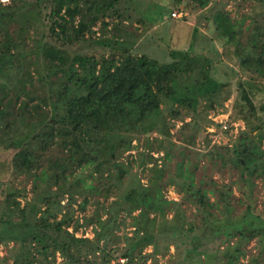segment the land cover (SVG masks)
Instances as JSON below:
<instances>
[{"label":"trees","instance_id":"trees-1","mask_svg":"<svg viewBox=\"0 0 264 264\" xmlns=\"http://www.w3.org/2000/svg\"><path fill=\"white\" fill-rule=\"evenodd\" d=\"M192 1L200 8L210 2ZM7 2L0 1V78L8 81L5 86L0 84L4 93L0 95V150L13 156L9 162L4 157L0 168L7 161L14 173L31 175L34 188L38 180L46 186L23 205L15 198L26 197L22 190L7 191L18 210L13 215L18 217L13 219V206L8 207L11 212L0 215V241L14 242L0 256V264H111L118 256L127 259L125 264H133L136 257L154 261L159 254H168L175 264H194L201 255L210 264H217L218 259L223 264H238L240 257H247L252 240L259 253H264V219L241 197L252 196L255 178L264 179V122L246 89L255 86L256 79L264 80V27H254L241 42L242 27L227 12L218 10L213 16L217 34L236 45L239 65L249 73V79L237 81L240 95L233 106L245 128L234 144L221 146L211 144L206 126H221L209 111L224 107L230 86L212 74L210 57L189 49H171V60L159 62L144 54L134 56L127 48L121 49L120 56L70 51L85 33L93 32L96 22L106 25L103 18L118 16V0ZM44 7L50 8L46 15L53 42L34 37L27 48L25 37L31 31L38 33ZM34 77L49 91V99L41 96L30 105L32 91L27 84L33 86ZM12 100L19 111L12 121L5 120L6 115L12 116L8 107ZM172 120L182 121L181 143L159 136L164 121L172 127ZM152 133L159 136L155 140L157 152H163L162 162L146 154L151 164L145 165L150 170L148 183L137 179L123 199L108 202L113 183H107L105 177L109 179L113 169L119 179L125 173L122 163L112 161V154L118 157L137 146L133 140ZM197 136L204 141L202 152L195 147ZM148 143L145 146L151 148ZM52 146L61 155L43 164V156ZM75 168H93L98 178L88 174V178L72 179ZM224 168L235 177L228 183L211 176L212 171ZM233 184L240 195H234ZM172 185L180 201L164 197V188ZM96 195L104 200H96L95 213L79 223L73 217L72 204L81 197L78 207L84 210L89 196ZM65 196L67 201L62 204ZM168 203L177 209L188 204L190 213L180 208L174 212L176 224L157 227L150 222L149 212L160 217ZM238 206L244 208L236 213ZM118 209L127 215L138 211L135 235L119 253L120 236L114 230ZM149 222L155 229L152 232L147 228ZM84 224L93 226L92 237L76 234ZM149 245L151 251L142 254V248Z\"/></svg>","mask_w":264,"mask_h":264},{"label":"rangeland","instance_id":"rangeland-1","mask_svg":"<svg viewBox=\"0 0 264 264\" xmlns=\"http://www.w3.org/2000/svg\"><path fill=\"white\" fill-rule=\"evenodd\" d=\"M116 6L119 13L118 16L109 15L103 18L106 21V25H103L101 21L96 22L92 27L93 32L90 34L85 33V38L81 39L76 47H69L70 51L77 50L94 54L97 57L101 54L109 55L111 53L120 56L121 49L127 48L134 56L144 54L159 62L171 60L169 55L171 49H189L193 54L207 55L212 62V74L218 80L230 86V96L224 102V107L218 108L216 111H209L210 116H214V120L220 123L221 126H206L207 136L211 140V144L214 143L221 146L234 144L236 138L239 137L245 128L244 121L236 117L235 110L233 109L234 103L236 100H239L240 95V91L236 90V84L238 80L249 79V73L241 69L239 65L237 55L239 53L235 52L236 45L232 42H227L223 36L217 34L212 22L213 16L218 10L227 12L230 18L242 27L241 42H244L254 27H264V0H210L209 4L203 8L198 7L192 0H118ZM49 9V7H44L40 11L41 21L38 23V33L34 34L30 30V36L25 37L27 48L32 46L34 37H42L41 39L44 41L53 42L49 31L50 18L46 15ZM173 12H176L177 16H173ZM7 82L6 79L0 78L1 85L5 86ZM253 84L255 86L247 87L246 89H249V94L257 107L258 113L263 117L261 122H264V80L256 79V81H253ZM27 85L32 91V99L29 101L30 105L38 103L41 96L49 99V91L35 77L34 85ZM13 92H10V94H13ZM3 94L1 93L0 95ZM9 105V112H11L12 116L8 115V117L6 115L5 120L12 121L15 113L19 111L18 104L15 105L14 100H12ZM44 108L48 109V106ZM184 118L185 121L189 120L188 117ZM167 120L168 117H166ZM166 121H164L163 134L159 136L161 138L168 137L176 143H181L182 137L179 133V127L182 121L172 120L175 123L172 127H168ZM159 136L156 133L149 134L148 136L143 135L138 141L133 140L132 143L133 145H137L136 147L118 157L112 154V161L122 163L125 173L122 179H119L118 171L113 169V175L109 179L105 177L107 183H113L111 196L107 199L108 202L117 197L123 199L124 194L136 184L137 179H140L142 184L148 183L147 176L150 170H147L145 165L148 167L151 164L148 162L149 157L146 154L150 153L153 157H157L158 163H161L163 158V152H157L158 146L155 137L158 138ZM147 140L151 148L145 146ZM203 145L204 141L202 137L197 136L195 138L196 150L204 151ZM262 145L264 146V138ZM192 152L191 154L193 155L194 150ZM58 154L61 155L56 146L50 147L43 156V164H46V161L53 159ZM12 156L13 154L7 153L4 155L3 150H0V161H4L3 158L5 157L9 162ZM193 159H195V156ZM142 160L146 163L143 164ZM8 162L6 161L4 164L5 168H0V215L3 212L9 211L8 207L13 206L6 195L8 190H22L26 197L16 195L15 198L23 205L25 200L30 201L35 199V196L41 193V189L46 186L42 181L38 180V184L34 188V178L31 175L14 173L11 167L9 168ZM104 173L106 176L107 171ZM88 174H91L94 180L98 178V173L94 172L93 168H75L70 177L72 179L75 177L88 178ZM211 176L218 182L223 181L224 183H228L231 179L235 178L225 168L221 172H218V170L212 171ZM255 182L252 196L245 194L241 197H243L246 205H252L254 212L264 219V179L257 177L255 178ZM232 188L235 196L240 195L237 184H233ZM246 190L248 191L247 187L244 188V191ZM163 194L167 200H181L180 194L176 192L173 185L164 188ZM96 200H104V197L101 195L89 196V202L86 204L85 209L82 210L78 207V203L81 201V197H78L76 202L72 204L74 219H78L79 223H84L85 217H89L95 213L97 207ZM66 201V196L61 198L62 204L66 203ZM38 204H40L39 201ZM166 205V213L160 217L155 215L154 212H149L148 216L153 220L150 222L157 225V227L161 224L165 227L176 224L177 220L174 217V212L179 211L180 208H186V213H190V209L188 208L191 207L188 204L182 203L178 209L173 203ZM243 208L244 206H238L236 213L240 212ZM14 209L15 211L12 212V215L18 212L16 207ZM99 211V214H102V218H104L106 215L102 213L101 209ZM137 213L138 211L134 210L131 214L127 215L124 211L118 209V227L114 229L115 233L120 236L117 244L119 247L117 253L123 252L131 237L135 235L134 217ZM17 217V215H13V219H17ZM150 222L147 224L149 226L147 228L148 231L152 232L155 229L151 228ZM92 227V225L84 224L80 226L76 234L78 236L92 237ZM13 243V240L7 242L0 241V256L8 253ZM220 246L221 248L223 247L222 245ZM150 251V245L142 248V254L149 253ZM247 251V257H240L238 264H264V253H259L255 240L249 242ZM170 252H173V247L170 248ZM212 254L216 255L214 252ZM219 256H222L221 253ZM157 257V260L154 261L151 258L143 261L140 257H136L133 264H175L170 260L168 254H159ZM255 259H257V262ZM126 260V258L118 256L116 260L111 261V264H115L116 261L125 264ZM59 261L60 258L57 256L56 262ZM210 263V260L204 259L203 255H201L194 264ZM217 264H223V262L221 263L218 259Z\"/></svg>","mask_w":264,"mask_h":264},{"label":"built area","instance_id":"built-area-1","mask_svg":"<svg viewBox=\"0 0 264 264\" xmlns=\"http://www.w3.org/2000/svg\"><path fill=\"white\" fill-rule=\"evenodd\" d=\"M0 1H2V2H7L8 0H0ZM172 15H173V16H177V13H176V12H173ZM179 15H180V14H179ZM179 15H178V16H179ZM213 119H214V117H213ZM214 121H215V120H214Z\"/></svg>","mask_w":264,"mask_h":264}]
</instances>
